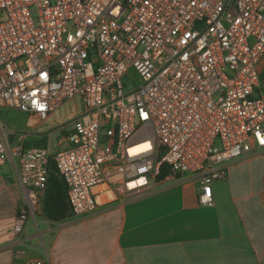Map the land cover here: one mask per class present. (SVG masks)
Here are the masks:
<instances>
[{"label": "built area", "instance_id": "obj_1", "mask_svg": "<svg viewBox=\"0 0 264 264\" xmlns=\"http://www.w3.org/2000/svg\"><path fill=\"white\" fill-rule=\"evenodd\" d=\"M263 55L264 0H0V107L45 122L82 105L53 157L73 218L96 212L98 187L139 197L184 175L212 207L226 167L264 150ZM50 157L0 141V166L20 161L18 236L41 214Z\"/></svg>", "mask_w": 264, "mask_h": 264}, {"label": "crops", "instance_id": "obj_2", "mask_svg": "<svg viewBox=\"0 0 264 264\" xmlns=\"http://www.w3.org/2000/svg\"><path fill=\"white\" fill-rule=\"evenodd\" d=\"M258 69L264 78V55ZM1 114L0 141L9 149L46 147L34 144H47L52 131L37 129L48 120L23 113L37 124L17 132ZM19 170L18 158L0 166V264H264V150L226 167L225 179L212 184V207L199 205L201 188L189 175L139 197L98 187L92 215L50 222L41 209L40 222L18 236Z\"/></svg>", "mask_w": 264, "mask_h": 264}, {"label": "rangeland", "instance_id": "obj_3", "mask_svg": "<svg viewBox=\"0 0 264 264\" xmlns=\"http://www.w3.org/2000/svg\"><path fill=\"white\" fill-rule=\"evenodd\" d=\"M123 82L125 84V90L130 91L138 84L137 75L133 70H130L128 75L123 79ZM82 110L83 108L80 100L77 99L74 102L65 104L61 109L55 111L48 121L38 127L37 131L41 133L52 131L47 144H43L46 146L45 148L48 147L50 149L51 158L61 150L68 148L66 143L62 146H58V142L62 139L64 133L70 131L72 127L70 124L71 121L82 114ZM1 115L4 116V121L11 131L27 132L37 124L36 121L29 119L27 115L12 109L7 110L6 113L3 111ZM101 139L103 140V137H101ZM36 221L39 223L40 219L36 218ZM32 222L33 221L29 219L26 225Z\"/></svg>", "mask_w": 264, "mask_h": 264}, {"label": "trees", "instance_id": "obj_4", "mask_svg": "<svg viewBox=\"0 0 264 264\" xmlns=\"http://www.w3.org/2000/svg\"><path fill=\"white\" fill-rule=\"evenodd\" d=\"M34 145L42 146L43 143H36ZM166 174L165 168H163L159 180H162ZM42 215L50 222H60L71 217L67 201V186L64 179L60 176L53 158L49 159L48 163V177Z\"/></svg>", "mask_w": 264, "mask_h": 264}, {"label": "bare ground", "instance_id": "obj_5", "mask_svg": "<svg viewBox=\"0 0 264 264\" xmlns=\"http://www.w3.org/2000/svg\"><path fill=\"white\" fill-rule=\"evenodd\" d=\"M149 146L150 145L148 143L143 144V145H139V146H135V147L132 148L131 152L132 153H137V152H140V151L148 149Z\"/></svg>", "mask_w": 264, "mask_h": 264}]
</instances>
